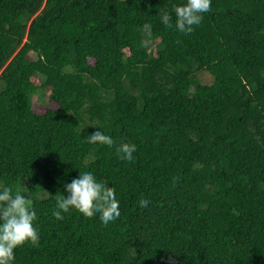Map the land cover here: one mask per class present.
I'll return each instance as SVG.
<instances>
[{
  "label": "trees",
  "instance_id": "obj_1",
  "mask_svg": "<svg viewBox=\"0 0 264 264\" xmlns=\"http://www.w3.org/2000/svg\"><path fill=\"white\" fill-rule=\"evenodd\" d=\"M186 2L0 0V186L32 199L40 237L13 264H264V0H212L190 34ZM80 172L119 218L56 220Z\"/></svg>",
  "mask_w": 264,
  "mask_h": 264
},
{
  "label": "clouds",
  "instance_id": "obj_2",
  "mask_svg": "<svg viewBox=\"0 0 264 264\" xmlns=\"http://www.w3.org/2000/svg\"><path fill=\"white\" fill-rule=\"evenodd\" d=\"M212 0H187L182 6H173L175 14V28L181 33L190 34L195 26L201 24L203 14L211 11ZM161 22L168 28L173 27L172 14L168 10H161ZM143 29L151 32V25L144 24ZM93 144H115L112 136L96 131L87 137ZM136 145L122 143L116 148L121 160L133 161ZM68 195L57 200L56 209L52 215L56 220H63V213L71 209L77 210L85 218H92L99 214L101 222L106 226L121 215L119 201L115 189L109 187L106 181H99L91 172H80L79 178H73L65 185ZM150 201L141 199L139 206L146 208ZM37 213L33 201L29 196L22 194L17 187L0 186V264H13L15 250L27 243L34 246L39 244V233L34 225Z\"/></svg>",
  "mask_w": 264,
  "mask_h": 264
},
{
  "label": "rangeland",
  "instance_id": "obj_3",
  "mask_svg": "<svg viewBox=\"0 0 264 264\" xmlns=\"http://www.w3.org/2000/svg\"><path fill=\"white\" fill-rule=\"evenodd\" d=\"M93 60H91V62H92ZM35 82H38V80L37 79H35ZM43 91L42 92H40L38 95H36L34 98V106H35V108H36V110L37 111H44L45 110V106H46V104L48 103L49 104V106H55V104L54 103H50V101H49V91H46L45 93H46V96L44 97L43 96Z\"/></svg>",
  "mask_w": 264,
  "mask_h": 264
}]
</instances>
